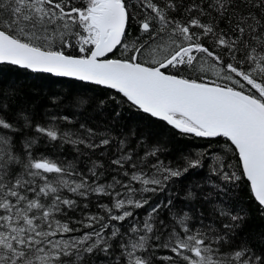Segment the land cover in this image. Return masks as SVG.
I'll return each mask as SVG.
<instances>
[{
	"label": "snow or ice",
	"instance_id": "6c2138e0",
	"mask_svg": "<svg viewBox=\"0 0 264 264\" xmlns=\"http://www.w3.org/2000/svg\"><path fill=\"white\" fill-rule=\"evenodd\" d=\"M0 264H264V0H0Z\"/></svg>",
	"mask_w": 264,
	"mask_h": 264
}]
</instances>
